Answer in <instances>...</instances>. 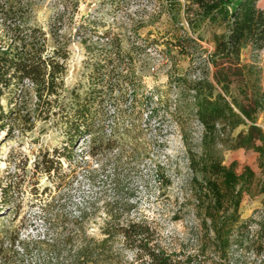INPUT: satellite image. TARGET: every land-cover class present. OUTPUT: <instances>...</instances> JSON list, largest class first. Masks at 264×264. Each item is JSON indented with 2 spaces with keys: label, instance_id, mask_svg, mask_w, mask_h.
<instances>
[{
  "label": "rangeland",
  "instance_id": "obj_1",
  "mask_svg": "<svg viewBox=\"0 0 264 264\" xmlns=\"http://www.w3.org/2000/svg\"><path fill=\"white\" fill-rule=\"evenodd\" d=\"M183 3L9 0L18 21L40 28L49 39L59 29L69 50L67 87L87 83L95 56L110 53L104 84L112 97L94 135L79 139L71 162L63 161L65 179L57 185L34 164L42 152L68 144L63 128L54 118L31 119L35 100L22 107L5 104L8 112L20 114L0 130V224L26 219L24 234H43L49 226L43 222L45 204L51 214L54 205L74 214L90 203L102 207L119 198L124 206L133 200L131 216L148 220L160 247L181 264H264V142L256 143L260 150L234 148L235 138L251 124L234 100L256 108L253 122L264 132V48L244 46L242 76L222 91L212 77L211 35L205 27L191 30ZM258 7L264 9V0ZM191 82L202 83L201 97L189 89ZM208 83L221 95V105L241 115L237 122L209 130L200 120L196 99L211 94ZM92 137L112 145L91 157ZM117 165L118 197L111 182ZM100 216L88 225L94 236L100 234Z\"/></svg>",
  "mask_w": 264,
  "mask_h": 264
},
{
  "label": "trees",
  "instance_id": "obj_2",
  "mask_svg": "<svg viewBox=\"0 0 264 264\" xmlns=\"http://www.w3.org/2000/svg\"><path fill=\"white\" fill-rule=\"evenodd\" d=\"M259 1L184 0V13L191 30L197 33L205 27L211 35L214 44L212 77L215 86L222 91L227 92L234 77L242 76L244 46L252 44L257 50L264 48V9L258 7ZM58 31L54 30L49 39L40 28L18 21L9 0H0V130L14 117L12 115L20 114L16 109L8 112L5 104L22 107L35 100L34 116L28 114L31 119L54 118V124L63 128L68 144L62 149L55 148L52 154L42 152L34 164L36 171L45 174L54 185L65 179L63 161L71 162L72 147L79 139L94 135L112 97V90L108 91L104 84L110 75L107 66L112 61L108 52L95 56L87 83L73 88L66 86L69 50ZM26 83L28 87L24 86ZM187 85L200 96L201 82ZM215 86L208 83L206 87L211 94L196 99L197 115L207 129L230 120L237 122L242 115L251 124L235 138L234 148L257 147L258 141L264 142V132L253 122L256 108L249 110L234 100L241 115L236 114L230 106L220 104L221 95L213 94ZM111 143L107 140L104 145L92 137L89 155H102L103 147ZM117 169L118 165L111 179L116 197ZM5 197L4 192L3 201ZM114 199L104 202L102 207L94 203L77 207L74 214L63 211L61 205H54L56 210L51 214L49 205L45 204L43 222L49 226L43 234H24L26 219L19 224H15V220L2 222L0 264H181V260L160 247L155 238L157 231L148 220L131 216L133 200L119 206L116 200L119 198ZM98 214L103 224L99 236H94L89 233L88 225ZM222 237V232L215 236L220 253L224 245Z\"/></svg>",
  "mask_w": 264,
  "mask_h": 264
}]
</instances>
